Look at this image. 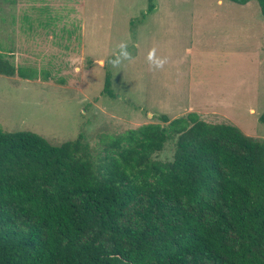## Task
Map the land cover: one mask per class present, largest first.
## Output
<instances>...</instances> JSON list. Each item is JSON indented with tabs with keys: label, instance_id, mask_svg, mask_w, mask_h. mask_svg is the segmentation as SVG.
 I'll list each match as a JSON object with an SVG mask.
<instances>
[{
	"label": "trees",
	"instance_id": "16d2710c",
	"mask_svg": "<svg viewBox=\"0 0 264 264\" xmlns=\"http://www.w3.org/2000/svg\"><path fill=\"white\" fill-rule=\"evenodd\" d=\"M0 74L51 78L5 57ZM159 119L98 156L82 134L55 145L0 128V264H264V140L194 113ZM173 138L172 160L155 159Z\"/></svg>",
	"mask_w": 264,
	"mask_h": 264
},
{
	"label": "rangeland",
	"instance_id": "374dc122",
	"mask_svg": "<svg viewBox=\"0 0 264 264\" xmlns=\"http://www.w3.org/2000/svg\"><path fill=\"white\" fill-rule=\"evenodd\" d=\"M0 0V57L49 70L0 74V128L58 145L82 134L94 156L146 123L196 114L264 140V18L256 0ZM133 59L108 63L119 42ZM167 63L153 70L148 51ZM111 95L102 92L105 76ZM175 139L154 155L172 160Z\"/></svg>",
	"mask_w": 264,
	"mask_h": 264
},
{
	"label": "clouds",
	"instance_id": "9594fccd",
	"mask_svg": "<svg viewBox=\"0 0 264 264\" xmlns=\"http://www.w3.org/2000/svg\"><path fill=\"white\" fill-rule=\"evenodd\" d=\"M116 49L117 51L114 53V58L108 61L113 67H119L124 61H131L133 59L131 53L128 51V44L126 41L119 42ZM146 60L153 70H160L167 63L166 57L157 56L155 48L148 51Z\"/></svg>",
	"mask_w": 264,
	"mask_h": 264
}]
</instances>
